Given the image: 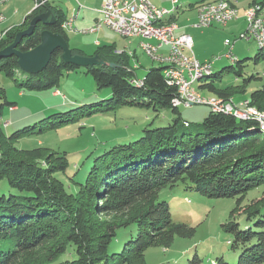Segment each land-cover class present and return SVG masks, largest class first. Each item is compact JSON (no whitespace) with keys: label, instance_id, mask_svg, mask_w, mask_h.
Instances as JSON below:
<instances>
[{"label":"trees","instance_id":"16d2710c","mask_svg":"<svg viewBox=\"0 0 264 264\" xmlns=\"http://www.w3.org/2000/svg\"><path fill=\"white\" fill-rule=\"evenodd\" d=\"M255 3L264 4V0ZM40 6L25 17L20 31L49 9L55 19L38 22L23 37L18 45L23 52L38 46L45 30L69 40L63 12L54 10L50 0ZM17 32L0 41V50L14 41ZM260 49L257 60L264 54V47ZM62 54L61 49L55 50L38 73L23 71L16 55L4 56L0 73L31 89L54 88L65 72L80 67L63 60ZM94 55L116 63L85 67L99 89H111L108 95L99 102L52 114L41 125L8 135L1 108L7 104L13 109L16 104L6 99V91L0 87V180L5 178L10 184L9 194L0 195V264H146L148 248H169L176 237H191L196 232L187 223L175 221L170 199L163 195L167 189L176 190L175 196L193 191L204 197L236 198V206L221 227L230 234L231 250L238 253V261L221 256L213 264H264V193L243 208L241 204L249 191L264 187V132L257 120H244L243 124L236 117L210 111L196 127L185 122L188 128L180 130L178 119L167 126L147 127L136 138L115 143L95 156L87 155L74 173L67 171L66 151L15 146L24 135L123 106L178 110L171 101L177 88L164 78V66L151 67L140 84L133 82L138 75L123 52L101 46L90 56ZM223 73L200 78V91L236 103V96L241 101L249 99L264 112V84L246 97L237 95L246 92L234 93L259 75L230 85L221 83ZM46 119L50 120L45 123Z\"/></svg>","mask_w":264,"mask_h":264},{"label":"rangeland","instance_id":"374dc122","mask_svg":"<svg viewBox=\"0 0 264 264\" xmlns=\"http://www.w3.org/2000/svg\"><path fill=\"white\" fill-rule=\"evenodd\" d=\"M161 1L164 2V5L170 3V0ZM197 1L199 0H179L182 7L177 17L178 23H191L195 12L192 9V4ZM234 1L238 7L239 15L242 16L241 19L231 21L227 25L215 24L210 27L211 29H190V31L194 35L195 51L198 56L217 60L212 65L213 74H221L224 71L223 75L219 77L221 83L238 85L243 83L244 78L252 75L260 76V78L253 79L246 85L235 89L234 93L246 92V94H237L246 97L252 90L260 88L264 84V54L257 60L256 56L261 52L260 46L253 39L240 37L247 27L244 13L247 14V9L254 0ZM78 2L85 3L90 7L96 4L99 11L102 8V0H50L52 7L60 5L65 11L72 6H77ZM36 6L41 7L40 3H36V0H9L3 4L1 12L5 16V20L0 29L17 26L12 27V30L9 28L1 31L0 33L6 34L3 38L6 39L9 34L19 32L18 25ZM96 13L94 24L102 18L101 12ZM93 25L85 28H90ZM85 28H81V30L83 31ZM81 30L76 33L79 37H75V32L71 33L74 36V38L70 36L71 46L75 44L74 39L86 41L90 38H98L103 43L116 44L117 48L121 50H130L137 46L139 38H125L107 26L102 32H96L97 34L94 36L90 33H83ZM202 30L206 33H202ZM227 39L233 45V57L237 58L235 62L226 56L230 50V46L225 43ZM141 49L142 46L138 49V54H140V61L144 66L138 69L137 73L143 77L148 72L147 68L158 62L152 61L150 56ZM86 51L87 55H92L90 50L86 49ZM85 67L80 66L65 72L58 86L42 90L21 85L20 81H16L5 73H0V87L5 89L6 99L9 102H14L17 106L16 110L10 109L7 104L1 108L3 99L0 98L1 120L10 122L8 126L4 127L5 132L9 135L27 126H35L37 123L41 125V120L49 118L52 114L66 112L82 104L99 102L105 95H108L111 89L107 87L99 89L92 75L86 73ZM201 80L196 84L198 87L203 81ZM55 91L58 95L54 94ZM201 94L206 98H211L214 95L208 90H201ZM64 96L66 97L64 98ZM241 98L236 96L235 100L240 102ZM210 111V106L207 104H182L178 110L167 107L158 111L147 106H123L115 110L89 114L78 120L64 122L54 128L37 131L32 135H24L16 140L15 146L20 149L47 147L56 151H66L70 163L67 171L74 173L76 169L81 168L87 155L95 156L96 153L115 143H123L136 138L144 128L167 126L177 119L180 130L188 128L185 126V122H188L191 127H196L203 122ZM49 120L44 121L46 123ZM238 122L245 123V121L239 120ZM174 191L176 190L167 189L163 195L170 199L175 221L187 223L188 226L194 227L196 232L191 237H176L169 248L161 246L148 248L146 264H213L221 256H224L228 261L237 262L238 253L231 250L229 243L231 236L221 227L222 223L228 220L231 210L236 206L237 199L204 197L193 191L178 192L175 196ZM263 191L264 187L249 191L241 203L242 208L262 197ZM9 192L8 180L1 179L0 195H8Z\"/></svg>","mask_w":264,"mask_h":264},{"label":"built area","instance_id":"2783aa9c","mask_svg":"<svg viewBox=\"0 0 264 264\" xmlns=\"http://www.w3.org/2000/svg\"><path fill=\"white\" fill-rule=\"evenodd\" d=\"M8 1L0 4V25L3 23V13L1 6ZM178 0H173V5ZM81 6V4H80ZM263 9V16H255L244 13L247 27L240 37L255 39L257 37V20H264V4L260 8ZM102 18L96 22L87 31L83 33L94 34L103 29V24H110L112 28L118 31H134L145 36V43H142V49L146 54H151V48H158V55L154 56V61L164 66L163 75L169 85L177 88V95L173 100L174 105L185 104H208L215 113H222L233 117L241 115H257V108L251 105L249 101H241L235 104H209L198 99L191 88V78L195 74L207 72L212 69L213 60L201 61L198 59L193 50V37L190 34H177V30L163 31L162 21L169 19L171 8H163L155 5L152 0H102V8L100 10ZM54 15L53 11L47 12ZM169 17V18H168ZM234 11H230L226 6V10L215 9V15L202 17L194 23V26L200 29L211 27L215 24L226 25L237 19ZM69 18L63 23V27L68 29ZM230 46L226 56L230 59L233 57V45L229 39L225 41ZM164 47L168 48L167 52H163ZM133 80L144 84L142 78L135 77ZM264 119V115H257ZM10 124L9 121L4 123L5 126Z\"/></svg>","mask_w":264,"mask_h":264},{"label":"crops","instance_id":"0c3cea01","mask_svg":"<svg viewBox=\"0 0 264 264\" xmlns=\"http://www.w3.org/2000/svg\"><path fill=\"white\" fill-rule=\"evenodd\" d=\"M69 1V0H68ZM99 1V0H98ZM101 1V0H100ZM207 1H214V0H199L197 1L195 4H192V9H194L193 11L194 14H193V17H192V20H191V23L190 24H180L178 23L177 21V17L178 15L180 14L179 11L181 9V5H180V2L178 0V3H177V11L172 14V16L167 19V21L169 22H175L178 24L179 26V29L177 30V34H182V33H187V34H190L192 37H193V41H194V35L192 34V32L190 31V29H194V30H197V29H200V28H197L194 26V23L198 20V12H199V5L203 2H207ZM229 2L233 3V5L235 4V7L238 9L236 3L234 0H228ZM255 1H260V0H254L253 2ZM152 2L157 5L158 7H163V8H171L172 5H173V0H170V3L169 5H164V2H162L161 0H152ZM81 4V6H80ZM251 5V4H250ZM169 6V7H168ZM54 10H58V11H61L63 12L64 16L66 19H70L73 15H75V21H74V25H73V28H70V29H66L67 31V36L69 38L68 40V43L71 42V38L70 36H73L71 33L72 32H75V37H79V35H77L76 33L79 32V30H81V28H85L87 26H91L94 24V21L96 20V16H97V13L96 12H100L99 11V8L97 7V5L95 4L94 6L91 5L90 6H87L85 3H79L78 2V5L77 6H72L70 9L68 8L67 11L64 10L63 6H56V7H52ZM98 8V9H97ZM71 11V12H69ZM31 12V11H30ZM29 12V13H30ZM242 16L239 15V10H238V18L235 19V20H238V19H241ZM25 20V19H24ZM233 20V21H235ZM190 21V20H189ZM23 23V22H22ZM21 23V24H22ZM20 24V25H21ZM18 25V26H20ZM227 25V24H226ZM247 25V24H246ZM1 26V25H0ZM12 27H15V26H10L8 28H5V29H9V28H12ZM213 27V26H211ZM80 28V29H79ZM5 29H0V32L5 30ZM104 29V28H103ZM103 29L100 31L102 32ZM107 29V28H106ZM206 29H211L210 27L209 28H206ZM82 31V30H81ZM98 32V33H100ZM202 33H206L204 30H202ZM97 33H94V34H91V35H96ZM74 38V36L72 37ZM127 38V37H125ZM133 38V37H131ZM131 40V39H130ZM143 39L141 37H139L137 39V46L130 49V50H121L120 48H117V45L116 44H112V43H103L100 39L96 38V39H87L86 41L84 40H75V44L74 45H70V48L71 49H75V50H78V51H82L84 54L87 55V50H90V54H94V52L98 49V47H101V46H112L114 47L115 49V53L117 54H120V52H123V55H126L127 56V60L129 61V64L131 66H135L136 64H138V68L136 69V73H137V70L142 68L144 65L143 63L140 61V54H138V49L141 48L142 46V43L144 42V40L142 41ZM93 42V43H92ZM92 44V45H91ZM93 46V47H92ZM105 50V49H104ZM142 50V49H141ZM193 50H194V53L196 55V57L198 59H200L201 61H205V60H211V59H208L206 56L204 57H199L198 54L196 53L195 51V45H193ZM143 51V50H142ZM163 52H167L168 51V48L167 47H164L162 49ZM93 52V53H91ZM85 55V56H86ZM148 55V54H147ZM90 56V55H88ZM150 56V55H148ZM100 57V56H99ZM151 58V57H150ZM101 59V58H100ZM103 60V59H102ZM151 60L153 61V59L151 58ZM214 61V60H213ZM217 60L214 61V64L216 63ZM158 66H162L161 63H153L150 67H148L147 69L149 70L151 67H158ZM137 75L139 76V74L137 73ZM141 77V76H139ZM198 88V86H197ZM199 89V88H198ZM200 90V89H199ZM201 92V91H200ZM55 95H58V93H56V91L54 92ZM242 100V99H241ZM17 109V106L14 107L12 110H16Z\"/></svg>","mask_w":264,"mask_h":264},{"label":"water","instance_id":"95a60500","mask_svg":"<svg viewBox=\"0 0 264 264\" xmlns=\"http://www.w3.org/2000/svg\"><path fill=\"white\" fill-rule=\"evenodd\" d=\"M40 21L44 23L52 22V20H49V14H39L38 16H36L31 21L30 25L26 29L19 31L16 34L14 41L10 45L0 50V58L4 56H9V55H16L18 57L19 67L23 71L28 72V73H38L41 70H43L49 63L52 53L57 49H61L63 51V54H62L63 60H65L66 62L74 63L79 66H92L96 64H106L110 66L116 65V63L100 59L98 55H94V56L86 55L85 56L82 54H73V51L70 48L68 41L61 34L55 33L49 30H45L42 32L41 43L38 46L26 52L19 50L18 45L23 39V37L31 34L36 24ZM133 67L137 69L138 64H136ZM138 78H144V77L138 76ZM176 96L178 95L176 94L172 98V100ZM182 104H185V103L174 105L172 102V106L177 109ZM185 105H193V104L190 103V104H185ZM211 111L214 112L212 109Z\"/></svg>","mask_w":264,"mask_h":264},{"label":"bare ground","instance_id":"6f19581e","mask_svg":"<svg viewBox=\"0 0 264 264\" xmlns=\"http://www.w3.org/2000/svg\"><path fill=\"white\" fill-rule=\"evenodd\" d=\"M5 1H9V0H0V4L2 2ZM46 0H43L41 4H44ZM48 2V1H47ZM177 4H174V7L171 8V15L174 14L177 11ZM226 6L227 8L230 9V11H234V15L235 17H238V9L235 7V5H233L231 2H229L228 0H214V1H207V2H203L199 5V12H198V20L201 19L202 17H207V16H213L215 15V9H219V10H226ZM261 4L260 3H255L252 4L248 9H247V14L250 15H255V16H263V9H257L260 8ZM37 7V6H36ZM47 12H50V9L42 14H47ZM75 15L69 19L70 22H68V28H73L74 25V21H75ZM55 17L54 15H49V20H54ZM5 20V16L3 17V21ZM105 26L111 28L112 30L116 31L118 34H120L123 37H127V38H131V37H141L145 43V36L141 35L138 32H134V31H118L114 28H112V26L110 24H103V28H105ZM257 27H264V20H257ZM209 28V27H208ZM162 29L163 31H170V30H178L179 26L177 23L175 22H169L167 21V19L165 21H162ZM7 30V29H6ZM88 28H85L83 31H87ZM5 32V31H4ZM7 33V32H6ZM4 35H6L5 33H0V40L3 39ZM257 37L259 38H255V42L260 46V47H264V28H257ZM2 41V40H1ZM233 49V48H232ZM150 57L154 60V56L152 55H158V48H151V54ZM232 61H236V57H232L231 58ZM214 64V63H213ZM212 64V65H213ZM212 73V69H210L207 72H203V73H199V74H195L192 76L191 78V88L193 89L195 96L198 97V99L205 101V103H209V104H235L236 102L232 99H223V98H219V97H211V98H206L205 96H203L200 92V90L197 88V83L200 80V78H202L205 75H210ZM133 82H137L133 80ZM245 101H249V100H245ZM257 115H264V112H261L260 110L257 109ZM257 115H241L239 117H236L237 119H241V120H257L259 122L260 128L262 130V132H264V119L261 118L260 116ZM252 120V121H253Z\"/></svg>","mask_w":264,"mask_h":264}]
</instances>
